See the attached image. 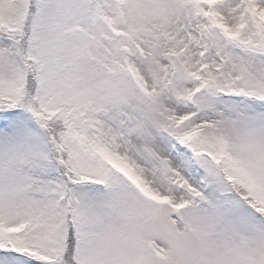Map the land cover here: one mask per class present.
Returning <instances> with one entry per match:
<instances>
[{"label": "snow or ice", "instance_id": "snow-or-ice-1", "mask_svg": "<svg viewBox=\"0 0 264 264\" xmlns=\"http://www.w3.org/2000/svg\"><path fill=\"white\" fill-rule=\"evenodd\" d=\"M0 264H264V0H0Z\"/></svg>", "mask_w": 264, "mask_h": 264}]
</instances>
